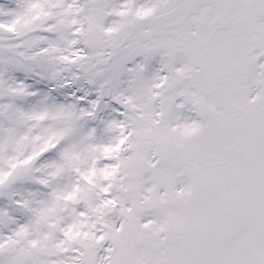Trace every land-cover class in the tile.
<instances>
[{
	"label": "snow or ice",
	"instance_id": "6c2138e0",
	"mask_svg": "<svg viewBox=\"0 0 264 264\" xmlns=\"http://www.w3.org/2000/svg\"><path fill=\"white\" fill-rule=\"evenodd\" d=\"M0 264H264V0H0Z\"/></svg>",
	"mask_w": 264,
	"mask_h": 264
}]
</instances>
